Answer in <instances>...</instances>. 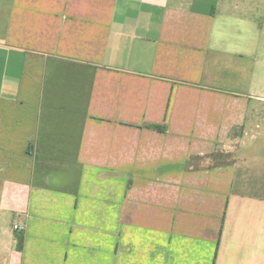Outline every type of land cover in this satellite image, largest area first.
Here are the masks:
<instances>
[{"label": "crops", "instance_id": "obj_1", "mask_svg": "<svg viewBox=\"0 0 264 264\" xmlns=\"http://www.w3.org/2000/svg\"><path fill=\"white\" fill-rule=\"evenodd\" d=\"M254 3L0 0V264H264Z\"/></svg>", "mask_w": 264, "mask_h": 264}, {"label": "rangeland", "instance_id": "obj_2", "mask_svg": "<svg viewBox=\"0 0 264 264\" xmlns=\"http://www.w3.org/2000/svg\"><path fill=\"white\" fill-rule=\"evenodd\" d=\"M254 1L256 3V6L254 5V7L256 8L251 10L250 14L246 17H254V23H257V21L264 23V0ZM249 31L252 32V28H248L247 22L244 20H242V25L237 26L236 28L231 25L225 28L222 22H218V28L216 29L215 34L218 33L217 35L220 36L221 40H218L217 44L221 46V49L224 51L242 48L241 44L243 47L245 46L243 42H246L249 45L251 41H247V39L242 41L238 38V35L241 33L244 34L245 37L248 35ZM259 31L260 30H258V33ZM256 32L257 30H254V35H256ZM260 40L261 49L259 53L252 54L250 51L246 50L244 54V63L236 65L235 62H232L231 65L229 64L228 72L230 75L227 78L229 90H238L241 93H246L247 91H255L256 93L264 92V32H262ZM245 49H247V47ZM224 51H221V53L226 54ZM251 57L255 60H251L250 62ZM235 71L239 75L236 73L231 74ZM252 73L253 78L250 77V74ZM260 105H264V103H261ZM249 120L255 124L253 126L254 130H250L251 132L249 131V133L246 134L243 129H237L234 132V136L231 141L227 143L226 148L230 149V151L234 150V152H238V150L241 149L240 152H242L243 148L246 149V147H249V150L253 152H260L264 155V108L253 109ZM243 151L245 150L243 149Z\"/></svg>", "mask_w": 264, "mask_h": 264}, {"label": "trees", "instance_id": "obj_3", "mask_svg": "<svg viewBox=\"0 0 264 264\" xmlns=\"http://www.w3.org/2000/svg\"><path fill=\"white\" fill-rule=\"evenodd\" d=\"M19 247H23V236H19Z\"/></svg>", "mask_w": 264, "mask_h": 264}, {"label": "built area", "instance_id": "obj_4", "mask_svg": "<svg viewBox=\"0 0 264 264\" xmlns=\"http://www.w3.org/2000/svg\"><path fill=\"white\" fill-rule=\"evenodd\" d=\"M15 228H19V226L18 225H15Z\"/></svg>", "mask_w": 264, "mask_h": 264}]
</instances>
